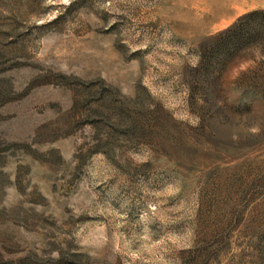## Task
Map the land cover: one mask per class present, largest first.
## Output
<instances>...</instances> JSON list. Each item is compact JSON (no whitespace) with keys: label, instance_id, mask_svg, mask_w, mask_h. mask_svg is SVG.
Wrapping results in <instances>:
<instances>
[{"label":"rangeland","instance_id":"obj_1","mask_svg":"<svg viewBox=\"0 0 264 264\" xmlns=\"http://www.w3.org/2000/svg\"><path fill=\"white\" fill-rule=\"evenodd\" d=\"M256 4L0 0V264H264Z\"/></svg>","mask_w":264,"mask_h":264},{"label":"crops","instance_id":"obj_2","mask_svg":"<svg viewBox=\"0 0 264 264\" xmlns=\"http://www.w3.org/2000/svg\"><path fill=\"white\" fill-rule=\"evenodd\" d=\"M251 9L252 10H255V9H261V10H264V6L263 5H258V4H256V5H252V7H251ZM245 10V11H243V12H240V14L242 13V14H244V13H248V12H250V11H252V10Z\"/></svg>","mask_w":264,"mask_h":264},{"label":"trees","instance_id":"obj_3","mask_svg":"<svg viewBox=\"0 0 264 264\" xmlns=\"http://www.w3.org/2000/svg\"><path fill=\"white\" fill-rule=\"evenodd\" d=\"M257 14H261L262 16H264V12H253V14H250V15H257ZM248 16H246L245 19H247Z\"/></svg>","mask_w":264,"mask_h":264}]
</instances>
